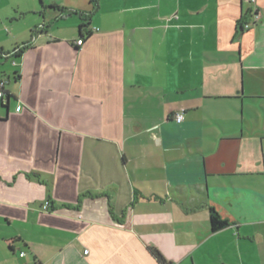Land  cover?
<instances>
[{"label": "crops", "instance_id": "1", "mask_svg": "<svg viewBox=\"0 0 264 264\" xmlns=\"http://www.w3.org/2000/svg\"><path fill=\"white\" fill-rule=\"evenodd\" d=\"M1 79L0 264H264V0H0Z\"/></svg>", "mask_w": 264, "mask_h": 264}, {"label": "built area", "instance_id": "2", "mask_svg": "<svg viewBox=\"0 0 264 264\" xmlns=\"http://www.w3.org/2000/svg\"><path fill=\"white\" fill-rule=\"evenodd\" d=\"M241 1L242 2H245V3H248L250 5H254L256 3V0H241ZM253 18H254V20H256L257 19V16H254ZM249 25H250L249 23H245V24H243V28L247 29L249 27ZM82 43H83V39L80 38L79 40L76 41L75 44L77 46H81ZM12 65L15 66L16 64L14 62H12ZM6 85H7V81L5 79H1L0 80V99L2 101H4L5 99H7L8 98V95H9L8 92H7V90H6ZM20 110H21V106H19V105L16 106L15 112H19ZM174 120H175V122L177 124H180L182 122V120H183V111L175 114ZM48 207H49V203L48 202H45L44 205H43V207H42V210L43 211H46L48 209ZM85 253H87V252H85Z\"/></svg>", "mask_w": 264, "mask_h": 264}, {"label": "trees", "instance_id": "3", "mask_svg": "<svg viewBox=\"0 0 264 264\" xmlns=\"http://www.w3.org/2000/svg\"><path fill=\"white\" fill-rule=\"evenodd\" d=\"M24 47H25V46H23L22 48H17V49L14 51L13 56H14L15 58L20 57V55H21V53H22ZM13 67H16V65L13 66ZM15 75H17V73H15ZM209 223H210V230H211V232H213V233H214V232H217V231H220V230H222V229H224L225 227L228 226V222L225 221V220H223V219L219 216V214H218L214 209H210ZM154 253H155V257H156V259H157L159 262L164 263V261H163L162 257L160 256V254H159L157 251H155Z\"/></svg>", "mask_w": 264, "mask_h": 264}]
</instances>
